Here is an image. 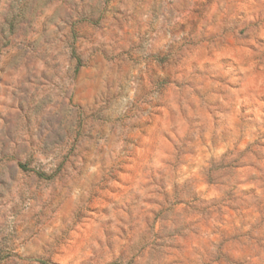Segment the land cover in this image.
Wrapping results in <instances>:
<instances>
[{
	"label": "rangeland",
	"instance_id": "rangeland-1",
	"mask_svg": "<svg viewBox=\"0 0 264 264\" xmlns=\"http://www.w3.org/2000/svg\"><path fill=\"white\" fill-rule=\"evenodd\" d=\"M0 264H264V0H0Z\"/></svg>",
	"mask_w": 264,
	"mask_h": 264
}]
</instances>
